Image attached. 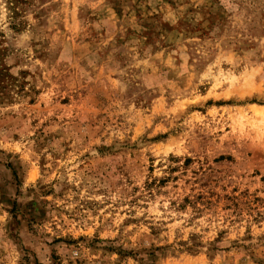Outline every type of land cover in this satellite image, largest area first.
<instances>
[{
    "label": "rangeland",
    "instance_id": "obj_1",
    "mask_svg": "<svg viewBox=\"0 0 264 264\" xmlns=\"http://www.w3.org/2000/svg\"><path fill=\"white\" fill-rule=\"evenodd\" d=\"M0 264H264V0H0Z\"/></svg>",
    "mask_w": 264,
    "mask_h": 264
}]
</instances>
